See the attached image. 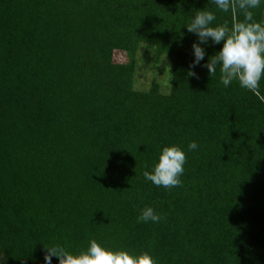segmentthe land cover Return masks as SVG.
<instances>
[{
    "label": "trees",
    "instance_id": "1",
    "mask_svg": "<svg viewBox=\"0 0 264 264\" xmlns=\"http://www.w3.org/2000/svg\"><path fill=\"white\" fill-rule=\"evenodd\" d=\"M203 9L243 20L210 0H0V264L90 239L156 264H264V79L224 87L210 40L192 66L184 24ZM141 44L173 59L168 94L133 88ZM173 144L182 186L156 187L143 173ZM145 206L159 223H137Z\"/></svg>",
    "mask_w": 264,
    "mask_h": 264
},
{
    "label": "clouds",
    "instance_id": "2",
    "mask_svg": "<svg viewBox=\"0 0 264 264\" xmlns=\"http://www.w3.org/2000/svg\"><path fill=\"white\" fill-rule=\"evenodd\" d=\"M211 4L221 12H239L243 20L235 19L229 26L227 21L215 23L216 14L210 10H197L184 24L189 33L197 37L192 44V66L199 64L205 58L201 45H207L209 40L221 47L214 55L208 57L204 65L210 76H215L219 69V80L224 87L233 81L248 91L256 92L264 79V23L254 19V11L264 6V0H210ZM191 67V66H190ZM188 75H195L189 70ZM189 151L198 149L195 141L187 145ZM186 162L185 151L178 145L165 146L157 156L150 170L143 173L144 179L156 187L172 189L182 186L180 177L184 174ZM161 215L150 206L141 209L137 223H159ZM45 264H51L52 257L58 259V264H156L153 256L147 252L134 254L125 249L114 250L95 239H90L85 249L77 254L70 253L57 244L45 248Z\"/></svg>",
    "mask_w": 264,
    "mask_h": 264
},
{
    "label": "rangeland",
    "instance_id": "3",
    "mask_svg": "<svg viewBox=\"0 0 264 264\" xmlns=\"http://www.w3.org/2000/svg\"><path fill=\"white\" fill-rule=\"evenodd\" d=\"M115 60L118 62L126 61L123 53H115ZM152 52L141 44L136 54V70L134 74L133 88L137 91H145L149 88L151 81L155 80L163 94L170 92V67L173 65L169 59H162L160 63L152 62ZM166 72V73H165Z\"/></svg>",
    "mask_w": 264,
    "mask_h": 264
}]
</instances>
